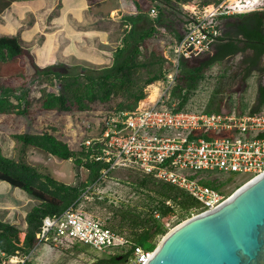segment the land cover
Wrapping results in <instances>:
<instances>
[{
  "label": "trees",
  "instance_id": "trees-1",
  "mask_svg": "<svg viewBox=\"0 0 264 264\" xmlns=\"http://www.w3.org/2000/svg\"><path fill=\"white\" fill-rule=\"evenodd\" d=\"M22 0H0V15L9 9L11 4ZM150 1V0H149ZM170 3L171 0H165ZM191 0H175L177 3L186 4ZM201 5L208 0H198ZM136 14L123 18L124 37L121 45L114 53V66L102 74H86V69L79 72L65 71L57 67L40 70L37 75L49 77L50 82L55 78L59 82L57 92H43L42 108L46 111L69 112L73 108L87 111L92 104H106L117 98L123 100L110 111H133L138 103L146 98L145 89L157 81H166V75L171 68V61L163 56L153 57L150 61L140 60L142 55L140 48L144 42L153 38L158 33V28L167 27L161 16L150 19L147 11L136 2ZM187 17L188 11H181ZM235 18V23L227 25V31H222L221 36L213 44L211 55L201 60L197 66L191 69L181 63L180 73L175 79L174 85L164 94L165 104L169 109L179 111L186 107L189 96L197 88L204 71L216 63L222 62L238 54L250 52L251 57H244L242 63L246 65L243 78L246 79L253 72L264 73L263 66L259 65L264 56V13L253 12L219 17V19ZM154 20V21H153ZM146 24V25H145ZM148 25V27H147ZM182 34L176 32V41ZM25 52L19 36L0 35V71L4 64L22 56ZM173 56V49L171 57ZM147 70L146 77H141L140 71ZM92 73L97 70L91 69ZM177 80V83H176ZM181 81V83H178ZM25 96V95H24ZM15 99L17 103H14ZM176 101L175 105H172ZM264 106V80L257 89L256 103L247 112L254 114ZM113 109V110H112ZM16 113L24 115L26 107L24 97L15 95L10 88L0 87V115ZM211 113L212 111H207ZM243 112V111H242ZM18 143L30 146L39 152L60 161L73 160L76 165L82 166L87 171V177L79 185L73 186L57 181L49 174L43 173L37 167L23 160H15L4 154L0 147V181L23 191L27 196L40 201L25 217L27 225L25 238L22 243L19 240L20 229L15 225L0 220V264L18 252L30 253L35 245L36 233L39 231L42 220L49 215L59 214L70 207L79 210L83 201V194L92 186L105 185L108 180H115L112 172L105 177L102 173L109 167V163L96 157L100 154L97 146L86 148L80 144L79 150H72L55 133L43 132L38 134L21 133L11 136ZM264 137V133L261 134ZM140 175L137 182L131 184L136 196V205L120 203L112 217L103 223L95 215L93 209L81 211L85 215L97 220L100 224L113 232L128 239L129 244L124 247L130 255H134V249L138 246L147 251H153L156 247L155 239L166 231L161 220L170 217L177 209L181 210V220L188 218L193 211L203 212L198 200L188 193L167 183L158 181L150 175L130 170ZM204 183L217 190L222 183L204 181ZM116 184V183H114ZM172 201V207L165 204ZM157 211L160 219H156L153 213ZM73 247L85 246L75 242ZM4 254V256L1 255ZM25 264H28L27 262ZM90 264H110L104 258H99Z\"/></svg>",
  "mask_w": 264,
  "mask_h": 264
},
{
  "label": "rangeland",
  "instance_id": "rangeland-1",
  "mask_svg": "<svg viewBox=\"0 0 264 264\" xmlns=\"http://www.w3.org/2000/svg\"><path fill=\"white\" fill-rule=\"evenodd\" d=\"M43 4L44 6L35 7L34 12L28 11L24 14L22 21H20L22 23H19L21 31L34 30L31 37H27V41L20 39L25 49L24 54L4 64L0 71V87L10 88L15 91L16 96L24 97L26 107L24 115H18L15 112L0 115V147L6 156L17 161H26L57 181L77 186L87 177V171L82 166L76 165L73 160L60 161L50 157L30 146L18 143L11 136L21 133L38 134L52 132L63 142L67 143L72 150L78 151L84 139L92 138L98 134V126L100 125L98 121L101 116L110 110L109 107L117 105L123 99L117 98L106 104H92L87 111L73 108L69 112H57L46 111L42 108L43 92H57L59 82L55 78H53V82H50L49 77L37 75L35 66L37 64L34 62L33 54L35 49L43 44L46 37L45 34L53 32L56 37L57 26L52 21L58 17L62 6L60 0H44ZM108 5L110 7L107 8L109 9L107 19L99 20V23L95 24L99 30H106L105 33L101 34V31H98V33L89 34L91 39L85 42L80 41L85 59L73 57L77 50L70 51L66 58L60 57V61L63 60L68 66H74L69 70L70 72H79L80 67H83L86 68V74L99 75L113 68L114 53L120 47L121 39L124 37V30L126 29L123 25V18L127 12H135V7L130 2L123 4V0H109ZM148 5L147 13L149 18L156 20L158 16H161L167 27L158 28L157 35L144 42L140 48L142 53L140 60L150 61L153 57L160 55L171 59L172 49L176 41L175 34L176 32L182 34L187 27V16L181 11L191 13L195 9L192 5V0L184 5L175 2V0H171L170 3L165 0H150L144 3V6ZM151 9L156 10V16L151 15ZM236 21L237 19L232 18L227 20L219 19L217 26L222 32L229 23H235ZM96 27L91 26L89 30H95ZM47 44L40 50V62L43 60L41 51L46 52V49H48ZM88 49H91L90 57L88 56L90 54L87 51ZM56 53L57 50H55L54 55ZM250 54V52H247L244 55L232 56L204 71L197 88L191 92L186 107L200 112L226 113L243 111L246 113V109L251 108L256 103L258 86L264 80L262 73L257 71L251 73L246 79L243 78L246 65L242 63V60ZM208 55L210 54L185 61L184 67L191 69ZM58 56L59 54L55 56L56 59ZM91 69H95L97 72L92 73ZM139 73L141 77H146L147 70L142 69ZM178 83H181V81H178ZM153 87L158 90L157 100L164 90V82L157 81L147 86L145 89L146 98L138 103V107H144L156 101L152 102L150 99ZM12 101L17 103L15 99H12ZM175 104L176 101L172 105ZM113 109L115 110L116 107ZM204 175L214 178V182L222 183L220 191L229 197L243 186L242 183L249 177L243 174L217 172H205ZM112 176L115 177V180H108L105 185H98L90 190V193L83 196V201L78 207L81 211L89 208L93 209L92 215H95L103 223L107 222V218L112 217L117 210L121 209L120 203L136 205L137 198L132 191V186L126 183L129 181L130 183L133 181L137 182L141 178L138 173L127 169H117L113 171ZM39 204L40 201L0 181V220L11 223L20 229V243L23 242L26 234V214ZM198 214L193 211L188 218ZM181 215V210L177 209L173 215L161 220L166 231L155 239L156 246L165 235L188 219L181 220ZM123 250H125L124 247L113 249L111 252ZM107 255L90 246L85 245L80 248L73 247L67 242H61L55 246L39 245L29 255L26 262L28 264H90ZM129 264H134V261Z\"/></svg>",
  "mask_w": 264,
  "mask_h": 264
},
{
  "label": "built area",
  "instance_id": "built-area-1",
  "mask_svg": "<svg viewBox=\"0 0 264 264\" xmlns=\"http://www.w3.org/2000/svg\"><path fill=\"white\" fill-rule=\"evenodd\" d=\"M192 5L195 9L189 12L187 27L181 39L174 43L171 68L161 96L154 103L133 111L106 112L98 121V134L84 139L81 145L97 146L100 154L96 160L109 163L103 177L117 169L150 175L188 193L207 212L223 204L229 196L206 185L204 181H214V178L204 175L205 172L248 175L242 184L264 173V137H261L264 106L254 114L208 113L189 107L174 111L166 106L163 97L174 85L182 62L212 51L221 36L217 26L219 17L264 13V0H208L205 5L192 0ZM150 13L157 14L155 9ZM95 187L88 188L83 196ZM165 204L172 207L173 203L168 200ZM153 216L160 218L157 211ZM61 242H78L104 254L129 244L126 237L73 207L42 220L29 255L41 244L55 246ZM152 253L136 247L134 264L146 263ZM27 260L12 256L3 264H25Z\"/></svg>",
  "mask_w": 264,
  "mask_h": 264
},
{
  "label": "water",
  "instance_id": "water-1",
  "mask_svg": "<svg viewBox=\"0 0 264 264\" xmlns=\"http://www.w3.org/2000/svg\"><path fill=\"white\" fill-rule=\"evenodd\" d=\"M147 264H264V173L177 225Z\"/></svg>",
  "mask_w": 264,
  "mask_h": 264
},
{
  "label": "crops",
  "instance_id": "crops-1",
  "mask_svg": "<svg viewBox=\"0 0 264 264\" xmlns=\"http://www.w3.org/2000/svg\"><path fill=\"white\" fill-rule=\"evenodd\" d=\"M147 1L149 0H123V4H128L130 2L135 7V3L138 2L145 11H148L149 5L144 6V3ZM108 2L109 0H60L62 5L59 12L60 14L52 21L53 24L57 26V35L55 37L53 32L45 34L46 37L43 44L36 48L33 54L34 62L37 64L35 65L36 73L45 68H54L53 70H55L57 67H60V69H65V71L71 70L74 66H68V64L63 60L60 61V57H68L70 51L73 50H77V53H75L73 57L77 59H85V56L82 53V43H80V41L85 42L91 39L89 34L98 33V31H101V34L105 33L106 30H99L95 24H98L99 20L107 19V14L109 11L107 8L110 7ZM43 3L44 0H22L13 2L9 9L0 15V35L20 36L22 41H27V37H31L34 30L21 31L19 28V23H22L20 21H22L24 14H26L28 11L34 12V9H36L35 7L38 8L40 6H44ZM136 13L137 10L135 7V12H127L126 16ZM225 19L227 20L231 18ZM91 26L96 27L95 30H89V28L91 29ZM227 30L228 29L226 27L223 31L225 32ZM46 43H48V49H46V52L41 51L43 60L40 62V50L46 45ZM55 50H57V53L59 54L57 59L55 56L58 54L56 53V55H54ZM90 50L91 49L87 50L89 51L88 53H90L88 54L89 57L91 56ZM87 59L90 61L89 58ZM82 68L83 67H80V69Z\"/></svg>",
  "mask_w": 264,
  "mask_h": 264
},
{
  "label": "flooded vegetation",
  "instance_id": "flooded-vegetation-1",
  "mask_svg": "<svg viewBox=\"0 0 264 264\" xmlns=\"http://www.w3.org/2000/svg\"><path fill=\"white\" fill-rule=\"evenodd\" d=\"M211 53H209V54L211 55ZM248 57L252 58L253 56H252V54H250ZM263 64H264V56L262 57L261 61L259 62L260 66H263ZM262 75L264 77V73H262ZM103 258L107 262H109L110 264H129L130 262L134 261V255L133 256L130 255L128 249H125V250L120 251V252H112Z\"/></svg>",
  "mask_w": 264,
  "mask_h": 264
},
{
  "label": "bare ground",
  "instance_id": "bare-ground-1",
  "mask_svg": "<svg viewBox=\"0 0 264 264\" xmlns=\"http://www.w3.org/2000/svg\"><path fill=\"white\" fill-rule=\"evenodd\" d=\"M151 92V91H150ZM157 94H158V90L157 88L153 87V91H152V94L150 96V99L152 102H154L156 100V97H157ZM172 231V230H171ZM28 255V256H27ZM29 257V253L28 254H25V253H22V252H18L16 255H15V258L16 259H20V260H26L27 258ZM152 257V255H151ZM150 259V258H149ZM148 263V260L146 263L144 264H147Z\"/></svg>",
  "mask_w": 264,
  "mask_h": 264
}]
</instances>
